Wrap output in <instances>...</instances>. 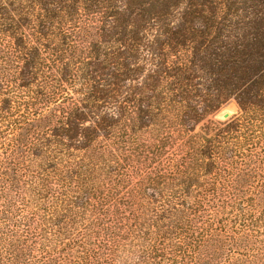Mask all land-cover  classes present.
Listing matches in <instances>:
<instances>
[{
	"label": "trees",
	"instance_id": "16d2710c",
	"mask_svg": "<svg viewBox=\"0 0 264 264\" xmlns=\"http://www.w3.org/2000/svg\"><path fill=\"white\" fill-rule=\"evenodd\" d=\"M0 264H264V0H0Z\"/></svg>",
	"mask_w": 264,
	"mask_h": 264
},
{
	"label": "rangeland",
	"instance_id": "374dc122",
	"mask_svg": "<svg viewBox=\"0 0 264 264\" xmlns=\"http://www.w3.org/2000/svg\"><path fill=\"white\" fill-rule=\"evenodd\" d=\"M226 110H229L231 111L232 113V118L234 115L238 114L239 112V107L236 103L235 100H231L229 101L225 106H223V108L214 116V119L216 120H221V121H224L223 118H222V113Z\"/></svg>",
	"mask_w": 264,
	"mask_h": 264
},
{
	"label": "water",
	"instance_id": "95a60500",
	"mask_svg": "<svg viewBox=\"0 0 264 264\" xmlns=\"http://www.w3.org/2000/svg\"><path fill=\"white\" fill-rule=\"evenodd\" d=\"M222 118L224 121H228L232 118V113L229 110H226L222 113Z\"/></svg>",
	"mask_w": 264,
	"mask_h": 264
}]
</instances>
